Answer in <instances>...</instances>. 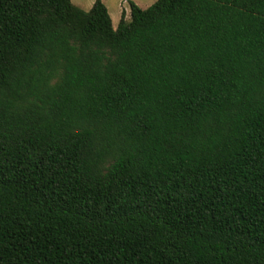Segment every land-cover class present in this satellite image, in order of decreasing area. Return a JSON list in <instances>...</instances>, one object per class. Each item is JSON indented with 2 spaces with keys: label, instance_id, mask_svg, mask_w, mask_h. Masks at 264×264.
<instances>
[{
  "label": "trees",
  "instance_id": "obj_1",
  "mask_svg": "<svg viewBox=\"0 0 264 264\" xmlns=\"http://www.w3.org/2000/svg\"><path fill=\"white\" fill-rule=\"evenodd\" d=\"M0 0V264H264V0Z\"/></svg>",
  "mask_w": 264,
  "mask_h": 264
},
{
  "label": "rangeland",
  "instance_id": "obj_2",
  "mask_svg": "<svg viewBox=\"0 0 264 264\" xmlns=\"http://www.w3.org/2000/svg\"><path fill=\"white\" fill-rule=\"evenodd\" d=\"M157 1L158 0H103L112 18L114 28L118 27L123 11H127L126 19L127 21L130 20L131 15L129 2L136 3L142 9H147ZM72 2H76L83 10L89 11L95 0H72Z\"/></svg>",
  "mask_w": 264,
  "mask_h": 264
},
{
  "label": "crops",
  "instance_id": "obj_3",
  "mask_svg": "<svg viewBox=\"0 0 264 264\" xmlns=\"http://www.w3.org/2000/svg\"><path fill=\"white\" fill-rule=\"evenodd\" d=\"M96 1V0H95ZM103 1V0H102ZM74 5H76V6H78V7H81V6H79L76 2H72ZM94 4V3H93ZM127 12V11H126ZM125 12V13H126ZM126 15H127V13H126Z\"/></svg>",
  "mask_w": 264,
  "mask_h": 264
}]
</instances>
